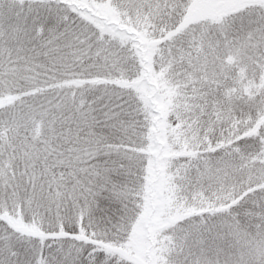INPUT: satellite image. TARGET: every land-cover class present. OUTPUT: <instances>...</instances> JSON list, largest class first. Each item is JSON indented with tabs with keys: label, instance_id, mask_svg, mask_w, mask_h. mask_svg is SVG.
Segmentation results:
<instances>
[{
	"label": "snow or ice",
	"instance_id": "obj_1",
	"mask_svg": "<svg viewBox=\"0 0 264 264\" xmlns=\"http://www.w3.org/2000/svg\"><path fill=\"white\" fill-rule=\"evenodd\" d=\"M0 264H264V0H0Z\"/></svg>",
	"mask_w": 264,
	"mask_h": 264
}]
</instances>
